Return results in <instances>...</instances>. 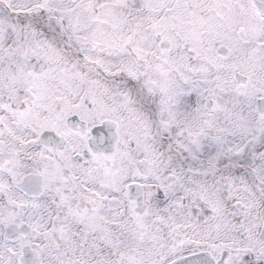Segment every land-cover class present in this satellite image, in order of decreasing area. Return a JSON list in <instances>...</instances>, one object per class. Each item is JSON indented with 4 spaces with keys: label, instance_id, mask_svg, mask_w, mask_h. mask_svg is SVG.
Instances as JSON below:
<instances>
[{
    "label": "snow or ice",
    "instance_id": "snow-or-ice-1",
    "mask_svg": "<svg viewBox=\"0 0 264 264\" xmlns=\"http://www.w3.org/2000/svg\"><path fill=\"white\" fill-rule=\"evenodd\" d=\"M0 264H264V0H0Z\"/></svg>",
    "mask_w": 264,
    "mask_h": 264
}]
</instances>
